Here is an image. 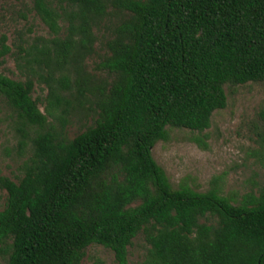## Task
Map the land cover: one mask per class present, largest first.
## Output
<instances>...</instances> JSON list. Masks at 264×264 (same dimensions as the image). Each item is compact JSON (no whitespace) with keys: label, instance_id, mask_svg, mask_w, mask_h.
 I'll return each mask as SVG.
<instances>
[{"label":"trees","instance_id":"trees-1","mask_svg":"<svg viewBox=\"0 0 264 264\" xmlns=\"http://www.w3.org/2000/svg\"><path fill=\"white\" fill-rule=\"evenodd\" d=\"M33 3L53 37L21 50L24 81L0 74V95L33 132L21 131L32 151L21 177H0V260L81 264L98 245L128 264L142 235V264H264V184L240 199L222 194V176L202 193L186 179L173 188L152 156L169 127L207 130L225 85L264 82V0ZM106 22L105 56L89 73ZM35 82L48 90L44 112ZM74 114L89 123L69 139ZM207 138L194 141L206 149Z\"/></svg>","mask_w":264,"mask_h":264},{"label":"rangeland","instance_id":"rangeland-1","mask_svg":"<svg viewBox=\"0 0 264 264\" xmlns=\"http://www.w3.org/2000/svg\"><path fill=\"white\" fill-rule=\"evenodd\" d=\"M58 5L60 0H50ZM33 0H0V38L6 37L5 44L10 53L0 66V74L12 79L25 80L23 53L28 45L39 39L52 38L45 24L33 9ZM110 24L106 22L95 32V53L85 60L84 67L95 72L99 61L105 56L104 41ZM23 67V69H22ZM227 96L226 107L212 114L210 127L203 133L184 128H167V141H158L152 148V156L164 170L170 185L177 188L186 179L196 192H205L215 176L221 177L222 194L241 198L249 192L256 193L264 184V143L260 113L264 110V82H249L238 86H224ZM48 90L44 84L35 82L33 99L39 102L44 112ZM89 123V119L72 115L66 127V134L72 139ZM22 128L33 136L32 129L23 126L15 112L0 95V177L16 181L21 177V166L31 156L29 139L21 145ZM207 134V148H200L196 137ZM5 192L0 189V210L5 203ZM142 235L132 240L128 248V264H142L147 249ZM116 264L113 253L98 245L89 246L81 264ZM0 264H6L0 260Z\"/></svg>","mask_w":264,"mask_h":264}]
</instances>
